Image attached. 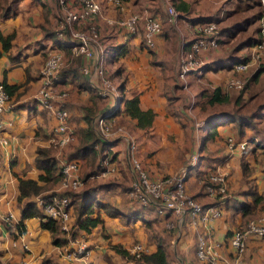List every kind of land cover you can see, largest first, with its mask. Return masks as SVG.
<instances>
[{
	"label": "crops",
	"instance_id": "obj_1",
	"mask_svg": "<svg viewBox=\"0 0 264 264\" xmlns=\"http://www.w3.org/2000/svg\"><path fill=\"white\" fill-rule=\"evenodd\" d=\"M2 1L0 0V5ZM100 1L104 16L112 19L141 13L144 10L160 17L165 15V18L161 17V30L152 47L144 43L141 24L137 32L127 33L124 29L108 24L104 18L96 19L100 30V42L104 48L106 72L112 74L118 66L122 67L125 78L124 95L129 97L137 93L139 107L152 110L155 117L149 128L140 129L135 127V120L124 112L115 115V109L110 114L108 108L111 101L98 99L92 90L95 78L81 71V63L84 61L92 73L95 66L94 58L81 57V62L78 64L76 61L78 55L73 54L67 45L68 54L63 52L64 66L67 68L57 80L56 89H65L68 92L65 106L69 111L70 124L76 132L78 128L86 126L84 116L88 107L94 110L93 113L89 112L93 115L92 126H94V118L99 114L113 119L115 127L122 125L124 130L135 137L141 159L152 177L174 173L186 162L191 152H199V161L194 167L196 171L189 172L185 184L187 190L204 204L216 198L222 200L223 196L217 194L212 199L204 194L195 183L196 177L215 166L226 173L225 192L228 191L226 194L228 197L226 196L221 202L222 216L212 222L210 235L214 240L221 242L220 253L230 255L224 240L230 230L243 226L249 218L244 219L240 211L241 204L250 201L249 186H253L257 193L264 194V132L256 133L253 129L246 128L243 134H238L232 124L220 125L217 128L218 133L206 140L201 147L207 129L203 128L199 132L194 130L192 119L187 118L185 111L186 103H183L185 98L181 95L184 89L174 80L177 56L194 37L195 24L211 21L217 7L227 0H123V11L116 10L105 0ZM16 2L15 9H0L1 32L14 33L12 46L8 52H3L0 45V82L5 78L8 84L22 83L12 94L8 110L2 116L3 134L7 137L8 143L0 148V218L1 214L11 211L14 223L19 221L21 210L20 208L18 213L12 210L19 193L18 177L37 178L40 173L34 164L37 148H48L57 160L58 149L50 140L55 118L51 112L35 102V96L40 86L39 71L44 60L53 49L58 48L60 43L63 44V40L55 35L59 18L57 0H16ZM168 3L175 7L180 16L174 24L168 20L166 13ZM236 13L238 12H235V9H231L224 22H228ZM217 22L219 25L218 20ZM221 47L224 45L219 42V46L201 51L200 58L204 66L198 72L200 82L194 84L195 77L192 73L189 74L192 82L190 89H196L195 94L204 88L222 85L225 91L231 94L225 82L232 74L231 62L234 58L224 54L225 51ZM241 48L237 49V57L242 55L244 48ZM121 50H124L122 54H120ZM112 78L120 82L118 77ZM175 87L179 88L175 89ZM196 109L199 112L196 106L193 112L200 116ZM180 113H183L185 119L180 117ZM112 129L114 132V128ZM253 136L257 141L252 138L245 151L237 150L229 153L226 145L229 137L239 140ZM106 141L111 145L107 146L99 157L108 154L115 165L125 169L129 178L126 184L128 186L131 175L126 159L127 144L117 132H114L112 139ZM77 142L78 140L76 144ZM73 148L63 150L61 152L63 157L67 158L65 155ZM213 159L215 161L212 162ZM218 162L221 165L217 166ZM242 162L247 166L246 175L243 173ZM56 185L50 189H54ZM116 191L122 192L121 189ZM33 197L30 199L33 200ZM122 203L124 201L112 205L124 212ZM125 205L127 211L130 210L126 203ZM252 206L254 215L264 213V210H260V204ZM97 212L103 219V225L95 227L89 233L78 231L79 234H84L90 252L89 256L76 259H67L63 255L60 245L52 242L50 232L40 226L39 217H33L35 219L32 220L25 219L22 234L17 233L10 226L8 229V225L0 219V264H17L21 261L27 264H136L133 259L116 252L112 245H121L127 250L134 242H141L150 252L155 249L158 238L164 240L170 264H207L195 255L197 228L186 223L168 226L170 215L160 217L168 231V234L164 235L148 232L153 227V222L159 220V216L144 218L142 214L143 224L139 227L137 220L125 222L119 217L107 215L102 209H96L95 213ZM28 222L32 223V226ZM9 239H12V246L8 243ZM18 242L24 250L20 256H18ZM25 255L27 257H23ZM241 264H264V238L249 237L246 250L241 257Z\"/></svg>",
	"mask_w": 264,
	"mask_h": 264
},
{
	"label": "built area",
	"instance_id": "obj_2",
	"mask_svg": "<svg viewBox=\"0 0 264 264\" xmlns=\"http://www.w3.org/2000/svg\"><path fill=\"white\" fill-rule=\"evenodd\" d=\"M105 1L112 4L118 11L124 10L123 0ZM258 1L261 8L258 20L261 37L251 46L246 60L232 64L231 70L235 75H231L226 80V86L231 90H238L243 85V81L236 74L243 73L252 64L264 62V0ZM57 5L59 18L55 35L63 40V44L66 43L70 47L73 54H82L96 60L92 73L88 65H82L81 71L95 78L93 86L98 95L102 99L111 101L108 108V112L111 114L120 102V90L105 73L104 48L99 40V29L95 20L97 17L104 18L108 24L121 26L127 33L137 32L139 24H141L143 40L148 47L154 45L155 38L161 30V21L146 10L117 19L105 17L100 0H57ZM166 13L170 22L173 24L177 22L179 14L172 4H167ZM83 24H85L84 27H82ZM218 41V22L214 20L199 22L195 25L194 37L188 45L181 49L177 56V83L188 93L191 90L187 85V74L203 68L204 62L200 58L201 51L215 48ZM64 63L63 51L55 48L48 54L39 71L40 86L35 99L40 107L51 112L55 118L50 140L58 149L56 159L59 163L60 178L54 189L34 195L33 201L41 207L45 219L55 220L58 224L59 235L66 240L64 244L60 245L63 255L67 259H76L89 256L90 248L83 233H73L71 196L68 193H63V191L78 190L83 184L80 159L65 158L61 153L63 150L71 148L77 141V133L69 122V112L65 106L68 92L65 89H56L58 73ZM8 107L9 95L0 82V148L8 143L7 137L3 134L4 120L2 117ZM193 108V103L188 104L193 128L199 132L204 128L205 122L199 119L200 117L193 112ZM94 119V126L103 138L112 139L114 132H117L127 144L126 159L131 175L128 195L135 203L142 206L151 205L162 216L170 215L171 220L167 222L168 226L186 223L197 228L195 255L199 260L207 264H241V257L246 250L249 237L261 238L264 236V213L248 218L243 226L235 228L224 240L230 255L220 253L221 242L211 238L210 230L212 222L222 216L220 205L226 195V173L218 170L215 166L213 169L205 170L203 175L197 178L200 190L204 194L212 199L217 194L223 196L222 200L216 198L210 203H201L187 190L185 184L189 172L198 163L199 152H191L186 162L174 173L152 177L143 165L135 137L124 130L122 125L115 127L114 120L108 119L104 114H99ZM112 128H114V132ZM251 139L257 141L254 136L239 140L229 137L226 142L229 153L237 150L245 151ZM98 164L102 168L101 175L115 171L116 165L108 154L100 156ZM219 165H221L220 162L217 163V166ZM53 192H61V194L57 195ZM0 219L14 228L17 233L19 232L15 228L16 223H14L11 211L1 214ZM22 233L23 231L19 234ZM126 251L129 255L137 258L148 249L141 242H134ZM17 264L27 263L21 261Z\"/></svg>",
	"mask_w": 264,
	"mask_h": 264
},
{
	"label": "trees",
	"instance_id": "obj_3",
	"mask_svg": "<svg viewBox=\"0 0 264 264\" xmlns=\"http://www.w3.org/2000/svg\"><path fill=\"white\" fill-rule=\"evenodd\" d=\"M253 2L254 3L256 2V4L259 6L258 0H253ZM236 10L237 9H235V11ZM260 14H261V8L258 12H256V15L252 17H248L242 25L237 23L235 25L237 27V30L239 31L245 30L246 27L250 23L256 20H259ZM153 15L158 17L160 21H162L161 17L165 18V15L161 17L156 14H153ZM84 26L85 24L82 25V27ZM116 27L118 29H124L121 26H116ZM125 32L127 31L125 30ZM13 37H14V33L4 34L0 30V45H1V50L3 52H8L10 50L12 46ZM260 37H261V32L258 28L256 30V37L255 36L248 37L245 40H243L240 45L252 46L259 40ZM99 38H101L100 30H99ZM58 48L68 54L69 47L67 45L60 43V45H58ZM123 51L124 50H121L120 54H122ZM81 57L83 58L84 56L82 54H79L76 58V61L78 64L81 62L80 60ZM10 59H12V57H10ZM245 59H246L245 57H242V58L237 57V58H234L233 62L235 63L238 61H243ZM94 61L96 62L95 59ZM81 64L87 65L84 61ZM66 68L67 66H64V65L60 68L59 73H58L59 79H60V76H62V71ZM175 71H177V69ZM263 72H264V62H260L258 67L252 72V74L247 79L245 84L242 85L240 89L234 90L238 92L236 97L233 99V105L236 106L235 110L232 109V110H220V111H213V112L210 111V113H207L204 119L207 132L202 139L201 147L204 146V143L206 140L213 138L218 133L217 128L220 125L232 124L237 129L238 134H243L246 128H251V129L254 128L253 126L254 124L253 119L255 118L254 114L253 113L243 114L240 111V109L241 107H243V105H245L244 104L245 101H243V93L248 83L250 81H257L259 76ZM105 73H106V69H105ZM115 76L120 79V82L118 85V88L120 90V102L115 110V115H117L119 112H124L131 119L135 120V127L140 128V129L149 128L153 123L155 113L150 109L144 110L139 107V96L137 93H134L129 97L124 95L125 78L123 76L122 67L118 66L114 70V72L110 75L111 78ZM25 81H27V79H25ZM1 83L3 85L4 90L9 95V100L12 94L15 91H17V89L22 85V83L8 84L5 78H3ZM225 85H226V82H225ZM176 88L177 87H175V89ZM92 90H94V92L96 93L95 95L98 99L99 98L102 99L98 95L95 87ZM228 91H232V90L228 89ZM230 100H231L230 95L225 91L222 85V86H215L213 88L202 89L198 93L197 101L195 103H196V107L199 109L200 112L206 113L209 108H212V107L214 108L219 105L228 104L230 103ZM258 107L261 111V117L262 119H264V103L258 105ZM89 112L93 113L94 110L89 107L86 108L84 118L87 122V125L84 127L78 128L76 132L78 142L75 145V148H73V150L70 151L69 156L67 155V158H85L87 162L89 163L90 167H92L93 165L95 166V163L97 162V159L99 155L101 154V152L107 146L111 145V143L106 141V139L100 135L99 131L95 128V126L91 125L93 115L89 114ZM252 145L253 147H256L254 144ZM138 149H139V146H138ZM263 153H264V149H263ZM34 164L40 170V173L38 174L37 178L18 177V192L19 193L17 196V202L21 203L24 200H26V202L21 207L20 218H19V221L15 224V228L18 231L22 232L24 231L23 221L25 219L30 218V217H39L40 226L43 229H47L50 232L52 236V242L57 245L64 244L66 240L59 235L60 232H59L58 224L56 223V221L52 219H45L41 207L35 201L30 199L34 195H37L43 191L53 188L58 183L59 178H60L58 162L51 155V151L48 148L38 147L36 156L34 158ZM143 165L145 167L144 162H143ZM242 165H243V173L246 175L247 166L243 162H242ZM89 173L90 172H86V175H88ZM108 185L109 184H105V187H108ZM252 187L253 186H249V189H248V193L250 195V201L243 202L240 206V211L244 219H247L248 217H251L252 215L255 214L252 205L260 204V210L261 209L264 210V194L257 193V191H255ZM73 192L74 191H69V192L63 191V193H68L71 196V198H72L71 194ZM53 193L57 195L61 194V192H53ZM73 199L71 200V204L74 203ZM108 203L106 204L105 202L101 201L99 196H97L96 191H94L92 188H86L82 190L80 193V202L77 207L78 212L76 214L75 220H73L74 221L73 222V233L81 231V230H83L85 233H89L95 227L99 225L100 226L103 225L102 217L100 216L98 212L95 213L96 209H102L107 215L112 216V217H115V216L119 217L123 219L125 222H133L139 217H141L140 210L130 209L125 213V212H122L118 207H115L114 205H111ZM7 228L9 229L10 227L8 226ZM234 229L230 230L226 234L227 235L226 237H228ZM261 238H264V236ZM112 248L115 249V251L121 254L122 256H127L130 259H133L136 264H170L169 254L166 250L164 240L160 238L157 239L156 247L153 251L143 252L137 258L129 255L127 251L123 247H121V245L114 244L112 245Z\"/></svg>",
	"mask_w": 264,
	"mask_h": 264
},
{
	"label": "rangeland",
	"instance_id": "obj_4",
	"mask_svg": "<svg viewBox=\"0 0 264 264\" xmlns=\"http://www.w3.org/2000/svg\"><path fill=\"white\" fill-rule=\"evenodd\" d=\"M15 2H16V0H3L1 2L0 9H3V8L4 9H15L16 4H17V2H16L15 7H14ZM231 9H237L235 12H238V13L233 15L232 18L229 19L228 22H224L225 18H227L229 16V11ZM259 10H260V6H258L256 4V2L254 3L253 0H227L226 3L224 2V3L220 4L219 7H217V9L215 10V13L211 17V20H214V21L218 20L220 23L218 25V38H219L218 46H219V42L221 45H224V47H221V49H224V51H225L224 54L231 55L233 58H236L238 56L237 55L238 54L237 49L238 48L240 49L243 46V45H240L241 42L248 37H254V36L256 37V35H255L256 30L258 28L260 30V24H259L258 20L250 23L245 30L239 31V30H237V27L235 25L237 23L242 25L248 17H252V16L256 15V12H258ZM99 40H100V38H99ZM242 48H244V49L242 50L241 58L242 57L248 58V55L251 51V49H250L251 46H248V47L243 46ZM232 62H233V60H232ZM223 63H225V62L223 61ZM258 65H259V63L258 64H252L243 73L236 74V76L239 77L243 81V85L245 84L247 79L250 77L252 72L258 67ZM176 69H177V65H176ZM200 71L194 70V71H191L187 74L186 81H187L188 87H191L190 84H192V82H190L191 76L189 74L190 73L193 74V76L195 77L194 84H197V82L198 83L200 82L199 78H198V76H199L198 72H200ZM106 74H107L108 78L113 81L114 84H116L117 86L119 85V80H117V79L113 80V78L110 77L111 73L108 74L106 72ZM231 75H235V74L232 72ZM175 76H176V79H174V80L176 81V84L179 85L177 83V71L175 72ZM179 87H181V86L179 85ZM179 87H177V88H179ZM195 92H197L196 89L191 90V92H189V93L185 90L183 92H181V95L185 98V101L183 103L184 104L186 103V105L184 106V104H183V106L185 107V111L187 113V118L190 117L188 115L189 114L188 113V104L193 103V107L196 106L195 102L197 101V95L198 94H195ZM237 94H238V92H236L232 89L231 94H230V99H231L230 103L224 104V105H219V106H216L214 108L213 107L209 108L206 113L200 112V111L198 112L196 109L198 115H200L199 119L204 120L207 113H210V111L213 112V111H220V110H232V109L235 110L236 106L233 105V99L236 97ZM182 96H181V100H183ZM243 101H245V103H244L245 105H243V107H241L240 111L243 114L253 113L255 116V118L253 119L254 120V124H253L254 128H252V129L254 131H256V133L257 132L258 133L264 132V119H262L261 111L258 107V105L264 103V72L261 73V75L259 76L257 81H250L248 83V85H247V87L243 93ZM179 115L181 118L185 119V116L183 115V113H180ZM203 127L206 128L205 124H203ZM251 133H252V130H251ZM259 137H260V135H259ZM75 144L72 145V148L75 147ZM72 148H70L69 150H71ZM138 152L140 154L139 149H138ZM67 155L69 156V152L67 153ZM67 155H65V156L67 157ZM140 157H141V155H140ZM69 159H71V158H69ZM78 159H80V161H81L80 170L82 173L83 184L81 185V187L78 190H75L71 194L72 195L71 200L74 198L73 200L75 203L74 207H73L74 203L71 204L72 220H75L76 214L78 212L77 207H78L79 202H80L79 199H80L81 191L86 189V188H92L94 191H96V194L100 197V200L105 202L106 204L109 202L108 204L112 205V204H117L121 201H124V203H122L123 205L121 206L124 212H127V206L125 205V203L128 205V207L131 210H140L141 211V217L136 219L138 225L140 224L139 227H142L141 225L143 224L142 214H143L144 218H148V217L154 218L156 216H159L158 217L159 220L153 222V224H152L153 227L148 232H151L154 234H164V235L168 234V231L165 228V224H164V222H162V220L160 218V217H162V214L161 213L158 214L155 207H153L151 205H148V206L139 205V204L135 203L129 197L128 189H129L130 180H129V183L127 186L126 185L127 179H129V178L127 177V173H126L125 169H123L119 165H116L114 172H111V173L106 174V175H101L102 168L98 164V159H97V162L95 163V166L93 165L92 167H90L89 163L87 162V160L85 158H78ZM213 161H215V159H213L212 162ZM58 165H59V163H58ZM195 169L196 168L192 169V173H195V171H196ZM86 172H90V173L88 175H86ZM128 174H129V171H128ZM202 175H203V173L201 175L197 176L195 179V183L200 189H201V187L197 183V178L202 176ZM105 184H109L108 187H105ZM103 187H104V189H103ZM125 187H127V188H125ZM119 189H121L122 192L119 193L116 191ZM226 194H228V191L226 192ZM194 196L196 197V195H194ZM226 196L228 197V195H224V197H226ZM124 199H126V200H124ZM25 202H26V200L22 201L21 203L14 202V204L12 206V210L14 211V213H18L20 208L25 204ZM256 216L257 215H253L249 218L256 217ZM28 219L32 220L35 218L30 217ZM28 223L30 224V226H32V223H30V222H28ZM137 230L139 232V229H137ZM137 230H136V233H138ZM18 233H20V231ZM51 240H52V238H51ZM50 242L51 241H49V244H50ZM8 243L10 246H12V239H9ZM17 248L19 249L18 256H20L22 252L24 253V250L21 247V243L18 244ZM117 255H119V254H117ZM23 257H27V255H25Z\"/></svg>",
	"mask_w": 264,
	"mask_h": 264
}]
</instances>
